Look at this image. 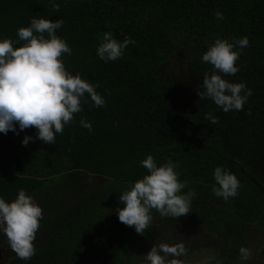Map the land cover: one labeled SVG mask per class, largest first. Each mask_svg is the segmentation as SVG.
<instances>
[{"label": "trees", "instance_id": "obj_1", "mask_svg": "<svg viewBox=\"0 0 264 264\" xmlns=\"http://www.w3.org/2000/svg\"><path fill=\"white\" fill-rule=\"evenodd\" d=\"M57 3L59 11L48 0H0V39H16L17 29L34 16L64 19L57 34L72 49L62 56L67 70L98 85L106 102L99 108L84 104L54 144L36 139L35 128L0 133V195L11 201L24 189L43 211L36 254L24 261L13 252L2 264H82L108 246L113 264L139 263L138 250L158 233L149 226L137 234L116 210L122 192L146 174L140 161L149 154L158 164L172 159L187 182L183 191L196 193L191 213L176 220L192 219L208 230L210 247L227 256L225 264H247L239 249L248 247V231L254 228L264 239V0ZM217 10L223 20L216 19ZM105 32L135 43L106 63L96 55ZM245 36L249 46L236 62L240 70L224 78L246 83L252 95L242 110L223 112L199 98L203 76L213 71L201 57L217 37ZM208 112L218 123L204 119ZM82 118L92 122V131L80 125ZM26 135L34 139L24 146ZM217 166L241 184L227 202L212 192ZM158 214L153 209L152 219ZM4 237L0 246L11 252Z\"/></svg>", "mask_w": 264, "mask_h": 264}, {"label": "clouds", "instance_id": "obj_2", "mask_svg": "<svg viewBox=\"0 0 264 264\" xmlns=\"http://www.w3.org/2000/svg\"><path fill=\"white\" fill-rule=\"evenodd\" d=\"M57 11V0H48ZM217 20H223L221 11L215 12ZM65 24L64 19L33 17L27 26L17 29L16 39H0V133L9 131L19 135L28 128L36 129V139L45 144L56 143V136L62 134L65 126L71 124L75 114L83 111V105L91 102L93 107H103L104 97L93 84L77 72L67 70L62 56L71 55L67 41L57 34ZM135 41L126 36L122 41L111 32L100 38L96 55L104 62L116 61L124 55L125 49ZM249 46V39H222L217 37L202 55V62L212 65L213 71L203 76L198 95L200 100L210 99L223 112L243 109L252 90L246 83H233L224 77L236 75L240 67L241 50ZM204 119L212 124L219 118L212 112ZM83 128L92 131L93 124L80 120ZM34 138L26 135L22 144L27 146ZM141 166L146 169L140 179L122 192L119 201L118 219L137 234L143 235L152 222V210L163 217L179 218L191 211V202L196 193L181 181L177 164L169 159L159 163L147 155ZM213 177V194L227 202L239 194L240 181L234 173L217 166ZM43 219L42 207L35 199L19 190L15 199L7 201L0 195V231L7 237L8 244L16 256L29 261L36 254L34 241ZM253 252L240 247V259L247 260ZM187 248L183 242L154 244L146 253L147 264H183Z\"/></svg>", "mask_w": 264, "mask_h": 264}, {"label": "rangeland", "instance_id": "obj_3", "mask_svg": "<svg viewBox=\"0 0 264 264\" xmlns=\"http://www.w3.org/2000/svg\"><path fill=\"white\" fill-rule=\"evenodd\" d=\"M176 59L173 60V62H175ZM184 72H186V69L183 68L182 69ZM176 75H178V71L176 72ZM182 77L181 74H179L177 81L181 80L180 78ZM174 223L171 222H160L157 226V228L159 227L160 229V236H162L163 240H160V236H157L155 238V242H150L149 248L148 250L145 252V255L148 251H150L151 247L154 244H159L161 242H166V243H170L171 239H174L177 236V232L176 229H174L173 227H171V225H173ZM177 225H181L182 227H184V229L186 231H190V240H188V242L191 244V251L192 252V258L193 260H191L192 264H210L208 263L215 254L218 253V251L216 249H212L211 247L209 248H203L202 247L200 249H198V243H194L196 242V237H199L202 240H205L207 242H209L208 245H210L211 240L205 235V230L203 228H200L197 225L191 224L187 221H183L181 223H175ZM178 226V227H181ZM168 234V236H167ZM169 235H172V237H169ZM168 237V238H167ZM248 248H250L252 250L253 253H257L261 247H262V243H264V239L261 235V233L259 231H257L254 228H251L248 231ZM3 239H5L4 237V233L2 231H0V243L3 242ZM154 241V239H153ZM177 243L179 241L182 240H176ZM9 247H6L4 245L0 246V264H2V262H7V258L12 257L13 255V251L11 250V252H9ZM195 249V250H193ZM198 249V250H197ZM106 250H108V247L106 248ZM103 253V251H102ZM186 258V257H185ZM262 262V261H261ZM261 262L259 263L257 260L254 261V258H252L251 260H247V264H261ZM147 261H145L144 264H146ZM190 263V264H191ZM85 264H91L90 262L85 263Z\"/></svg>", "mask_w": 264, "mask_h": 264}, {"label": "flooded vegetation", "instance_id": "obj_4", "mask_svg": "<svg viewBox=\"0 0 264 264\" xmlns=\"http://www.w3.org/2000/svg\"><path fill=\"white\" fill-rule=\"evenodd\" d=\"M191 213V212H190ZM156 217H159L160 218V221L156 218ZM168 219H169V222H171V223H174L173 225H171L174 229H176V231H179V232H177V236L174 238V239H171V241H170V243H177V241L176 240H182V241H179V242H183L184 244H185V246H186V248H187V256H186V258H184L183 259V264H190L191 263V260H193V258H192V252L191 251H189V250H191V244L188 242V240H190V231H189V233L186 235V230L184 229V227H182L181 225H177V224H175V223H181V222H183V221H187V222H189V223H191V224H194V225H197L196 223H193L194 221L192 220V219H188V220H185V218L183 217V219L181 218V220L179 221V220H176V218H172V217H167ZM116 219V218H115ZM165 218L163 217V216H161L160 214H158L157 216H155L153 219H152V222H151V228H153V231L154 232H157L158 234L154 237V236H152L153 234H151L150 236H149V240H150V242L151 241H153V239H154V241L153 242H155L156 240H155V238L157 237V236H160V229H159V227L157 228V226H158V224L160 223V222H163V220H164ZM165 222H168V221H165ZM164 222V223H165ZM178 226H181V227H178ZM200 228H202V226H199ZM208 233V230L207 231H205V235L211 240V237H209V235L207 234ZM167 236H168V234H167ZM169 237H171V235H169ZM168 238V237H167ZM163 239H165V238H163L162 236H160V240H163ZM148 240V241H149ZM150 242H148L147 244H146V246H145V248H144V250L141 252V249L140 250H138V251H140V252H137L138 253V256L140 257V262L139 263H137V264H144L145 263V261H146V255H145V252L148 250V248H149V243ZM212 242V241H211ZM211 242H210V244H211ZM195 244L196 243H198V249H200L201 247H202V249L203 248H209L210 247V245H208L209 244V242H207V241H205V240H202V239H200L199 237H196V242H194ZM133 247L134 246H132V250H131V252H133ZM212 248V247H211ZM197 249V250H198ZM213 249V248H212ZM263 249H264V243H262V247H261V249L255 254V253H253V255H252V257H250L249 259H247V260H251L252 258H254V261L255 260H257L259 263L261 262V264H264V260H263V257H262V253H263ZM193 250H195V249H193ZM227 254V253H226ZM110 257H111V259H110ZM213 258L215 259V258H218L217 259V261H218V264H225V258H227V256L225 257L224 256V254L222 255V256H220L219 255V252L217 253V254H215L214 256H213ZM212 258V259H213ZM211 259V260H212ZM211 260L208 262V263H210L211 262ZM247 260L245 261L246 263H247ZM88 262H90L91 264H113L114 263V257L112 256V253H111V247L110 246H108V250H104L103 251V253H98L96 256H95V258H91ZM87 261L86 262H84V263H82V264H85V263H88ZM147 264V263H146ZM192 264V263H191Z\"/></svg>", "mask_w": 264, "mask_h": 264}]
</instances>
